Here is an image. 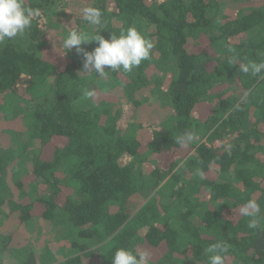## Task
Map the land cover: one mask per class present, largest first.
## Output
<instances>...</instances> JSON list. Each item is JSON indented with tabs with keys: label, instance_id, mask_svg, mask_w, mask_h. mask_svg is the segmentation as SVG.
<instances>
[{
	"label": "trees",
	"instance_id": "trees-1",
	"mask_svg": "<svg viewBox=\"0 0 264 264\" xmlns=\"http://www.w3.org/2000/svg\"><path fill=\"white\" fill-rule=\"evenodd\" d=\"M75 1L103 12L99 29L80 19L85 33L135 26L150 59L81 73L82 56L47 38L54 6ZM226 1L24 0L41 17L0 44V111L11 99L21 122L0 129V264H111L118 248L206 264L218 241L231 246L225 264H264V79L231 64L264 61V0ZM186 130L197 139L181 148ZM249 199L255 228L239 214ZM41 232L62 259L31 244Z\"/></svg>",
	"mask_w": 264,
	"mask_h": 264
},
{
	"label": "clouds",
	"instance_id": "clouds-1",
	"mask_svg": "<svg viewBox=\"0 0 264 264\" xmlns=\"http://www.w3.org/2000/svg\"><path fill=\"white\" fill-rule=\"evenodd\" d=\"M80 15L87 24L97 29L104 26L103 12L96 7L87 6L80 9ZM41 17L39 8L26 7L24 0H0V44L22 37L30 30L34 21ZM220 21H218L219 23ZM66 37L60 41V48L64 54L75 49L82 56L83 71L86 75H95L97 78H107L109 72H132L142 62L150 59L153 42L147 39L135 26H130L119 36L111 34L105 39L101 31L88 34L78 27H70ZM95 42L92 51L86 50L82 45ZM232 65H239V72L251 74L264 79V61L241 62L239 58L232 57ZM107 69V70H106ZM83 95L89 99L96 96L95 89H84ZM247 95V93H245ZM197 139L192 131H185L175 140L181 148H186ZM261 212L260 205L255 199H249L239 208V214L249 219V228H255L257 217ZM227 241H218L205 249L206 264H225L230 251ZM153 256L149 250H132L118 248L111 257V264H152Z\"/></svg>",
	"mask_w": 264,
	"mask_h": 264
},
{
	"label": "rangeland",
	"instance_id": "rangeland-1",
	"mask_svg": "<svg viewBox=\"0 0 264 264\" xmlns=\"http://www.w3.org/2000/svg\"><path fill=\"white\" fill-rule=\"evenodd\" d=\"M240 1L237 0H227L226 1V5L228 7L234 8L236 9L237 6L239 5ZM55 5L54 8L51 11V22L55 25L57 24L58 26H55L53 28V24L52 26H50V32H48L49 34L47 35V38L50 39V41L52 42V46L56 49H61L60 48V41L63 37H66L68 34V31L70 30V27H78L81 31L86 32L85 30H83L82 25L80 24V19L82 18L80 15V9L82 7H87L90 6L89 3L87 2H69L66 3L65 5L61 6H57ZM74 50V49H73ZM120 90L115 89L113 91V93L115 95H117L118 97L120 96ZM7 108L0 111V129L2 130H7V127L10 126H19L21 124L20 119L19 118H15L14 117V112L12 107L14 106V103L12 102L11 99L7 100ZM11 106V107H10ZM36 228H33L32 230H35ZM33 234V233H32ZM42 233L35 235V240L33 243H31L32 245H36L38 243H43V242H48L49 246L52 248L53 251H55L57 253V256L62 259L61 257H63V252L60 250V247H58L57 243L55 245V242H53L54 240L51 241V237L42 241V238L45 236H43ZM56 241V240H55ZM40 247H36L35 250L36 252H39Z\"/></svg>",
	"mask_w": 264,
	"mask_h": 264
},
{
	"label": "built area",
	"instance_id": "built-area-1",
	"mask_svg": "<svg viewBox=\"0 0 264 264\" xmlns=\"http://www.w3.org/2000/svg\"><path fill=\"white\" fill-rule=\"evenodd\" d=\"M230 139L225 140V141H216L213 145L215 147H221L222 145H224L225 143L229 142Z\"/></svg>",
	"mask_w": 264,
	"mask_h": 264
}]
</instances>
